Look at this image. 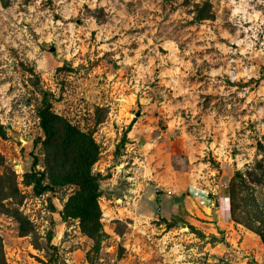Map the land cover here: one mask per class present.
<instances>
[{
	"label": "rangeland",
	"instance_id": "1",
	"mask_svg": "<svg viewBox=\"0 0 264 264\" xmlns=\"http://www.w3.org/2000/svg\"><path fill=\"white\" fill-rule=\"evenodd\" d=\"M203 1L0 0V174L15 173L24 197L5 203L29 218L40 245L0 214L8 264H44L51 255L52 264L227 263L232 248L208 223L229 208L236 170L247 183L237 199L264 217V183L246 175L264 157L256 146L264 144V0H209L213 19L195 22ZM35 79L53 94V110L82 129L94 127L96 105L106 108L93 134L105 235L90 260L93 241L60 216L73 187L35 196L21 182L33 156L42 168Z\"/></svg>",
	"mask_w": 264,
	"mask_h": 264
},
{
	"label": "trees",
	"instance_id": "2",
	"mask_svg": "<svg viewBox=\"0 0 264 264\" xmlns=\"http://www.w3.org/2000/svg\"><path fill=\"white\" fill-rule=\"evenodd\" d=\"M194 6L193 20L195 22L213 19L214 14L209 0H204L202 4L195 3ZM32 84L35 85L40 95V100L36 107V115L43 136L36 138L34 144H39L40 146L42 168H37L39 158L38 156H33L30 170L22 174L21 182L23 185L31 187L35 196L48 192L54 193L58 189L67 186L73 187L72 192L68 194L62 204L60 216L63 221L69 219L77 220L80 232L93 241L91 250L87 251L86 254L87 259L89 258L90 260L91 252L100 250L101 242L105 235L101 222L102 211L99 205V198L102 196L100 181L105 177L99 172H93V165L100 157V146L93 134L96 126L104 121L106 108L96 105L93 114L94 127L82 129L78 124L72 123L67 117L53 110V94L51 91L39 88L36 79L32 81ZM132 122H134V119L131 120L127 131L121 135L115 146L114 153L117 156L121 154V150L127 143V133ZM5 136V129L0 123V137L5 138ZM256 146L261 153H264V144L261 141L258 140ZM263 158L261 157L256 161L253 169L246 171V175L256 184L264 183ZM4 165L5 158L0 153V166ZM246 186L244 174L236 170L228 186L230 215L233 221L242 224L257 234L264 245V217H260L257 214H255L256 217L250 216L252 211L244 208L243 201L245 199H242V201L236 197V192ZM23 197L24 195H22L18 187L15 173L7 168L0 174V214L12 217L17 224L19 236H31L32 245L39 249V237L33 223L17 206L11 207L5 203V200H11L10 202L14 204L19 203ZM245 204L247 205L248 203ZM51 208L54 209L52 204ZM165 224L169 228L175 225L173 221ZM187 227L191 229V232L199 234L200 237L207 238L194 225L189 224ZM52 238V231H48L46 235L47 246L56 254L57 247L51 243ZM209 239L215 240L212 236ZM54 261L55 258L51 255L44 264H52ZM0 264H8L1 235Z\"/></svg>",
	"mask_w": 264,
	"mask_h": 264
},
{
	"label": "crops",
	"instance_id": "3",
	"mask_svg": "<svg viewBox=\"0 0 264 264\" xmlns=\"http://www.w3.org/2000/svg\"><path fill=\"white\" fill-rule=\"evenodd\" d=\"M215 210V215L210 217L214 222L208 223L213 225L214 228H209L208 231L210 234H215L218 231L225 234V239L230 244V248H232L231 251H226L228 256H230L228 259L226 257L224 258V261H227V263L221 264H264V245L259 236L242 224L233 221L229 208H217ZM221 245L222 244L219 243L213 246L211 254L217 253L214 249ZM198 254H202V252ZM216 258L218 260L222 259L221 256H215V259ZM207 261H211V258ZM192 264L197 263L193 262Z\"/></svg>",
	"mask_w": 264,
	"mask_h": 264
},
{
	"label": "water",
	"instance_id": "4",
	"mask_svg": "<svg viewBox=\"0 0 264 264\" xmlns=\"http://www.w3.org/2000/svg\"><path fill=\"white\" fill-rule=\"evenodd\" d=\"M163 192V190L159 187L155 188V194H161ZM182 227H186L185 224H180Z\"/></svg>",
	"mask_w": 264,
	"mask_h": 264
}]
</instances>
